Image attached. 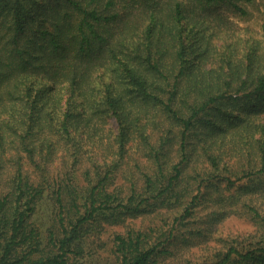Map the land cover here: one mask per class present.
Returning a JSON list of instances; mask_svg holds the SVG:
<instances>
[{"label": "trees", "instance_id": "1", "mask_svg": "<svg viewBox=\"0 0 264 264\" xmlns=\"http://www.w3.org/2000/svg\"><path fill=\"white\" fill-rule=\"evenodd\" d=\"M241 1L0 0V264H81L143 215L111 264H264V39L217 10ZM232 212L260 239L221 235Z\"/></svg>", "mask_w": 264, "mask_h": 264}, {"label": "rangeland", "instance_id": "2", "mask_svg": "<svg viewBox=\"0 0 264 264\" xmlns=\"http://www.w3.org/2000/svg\"><path fill=\"white\" fill-rule=\"evenodd\" d=\"M164 3L169 2L170 0H162ZM241 7L245 10L243 13H236L234 10L228 8H224L219 6L217 8L220 13L225 14L229 19L227 28L228 30L225 32V36L228 38V41L232 37V34H238L243 38H256L264 39V0H243L239 2ZM139 15L135 13L134 18H136V22L139 25V33L140 30L147 25V21L143 20V17H138ZM221 22H219L220 24ZM219 24L212 25L213 28L216 27V31H219ZM223 26V25H222ZM234 30V32H232ZM221 35V31L219 32ZM233 39H235L233 37ZM219 44V42H217ZM216 45V43H215ZM242 48V45H239V52ZM217 54V52H216ZM216 54L209 58V63L212 65H218L225 67V63L223 60L218 61L216 58ZM219 54V52H218ZM217 54V55H218ZM109 123L112 127H116V123L114 119L109 118ZM129 157H126L124 163L121 166L125 167V164L129 161ZM131 161V159H130ZM133 163V162H131ZM52 169H60L64 168L61 165V161L56 160L51 164ZM83 168L78 169V173L81 175ZM259 184L260 189L264 186V179L255 182ZM236 208L235 205L232 206ZM49 214V203L48 201H42L38 208L37 213L35 215V220L44 227L48 224V216ZM152 218L150 215H143L134 218L126 219L125 223L122 224H112L106 225L100 231V235L98 237L91 238L94 242L91 243V248H87L84 255L80 258L81 264H111L114 262L113 256L111 252V239L115 232H122L127 228H145L148 227L151 223ZM220 232L221 235H230L242 241V244H246L256 239L259 240V228L260 225L254 222L249 216L246 214H242L240 212H232L229 215H225L215 224V226Z\"/></svg>", "mask_w": 264, "mask_h": 264}]
</instances>
